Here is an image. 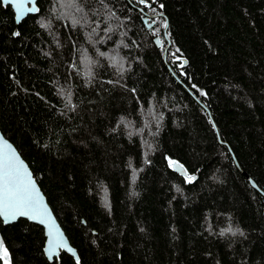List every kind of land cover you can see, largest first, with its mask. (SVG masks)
Returning a JSON list of instances; mask_svg holds the SVG:
<instances>
[{
    "label": "trees",
    "instance_id": "16d2710c",
    "mask_svg": "<svg viewBox=\"0 0 264 264\" xmlns=\"http://www.w3.org/2000/svg\"><path fill=\"white\" fill-rule=\"evenodd\" d=\"M139 1L37 0L15 24L0 0V130L79 257L0 219L9 264H264V195L208 114L264 192V0ZM137 7L168 18L166 63L165 18Z\"/></svg>",
    "mask_w": 264,
    "mask_h": 264
},
{
    "label": "snow or ice",
    "instance_id": "6c2138e0",
    "mask_svg": "<svg viewBox=\"0 0 264 264\" xmlns=\"http://www.w3.org/2000/svg\"><path fill=\"white\" fill-rule=\"evenodd\" d=\"M9 2H13V6L17 9L18 14L16 19L19 22L24 15V5L20 0H9ZM141 2H143V0H141ZM71 3L75 4L76 0H71ZM80 10V8H77V11ZM27 11L38 12L39 9L31 7L27 9ZM16 35H19V33H16ZM82 63L88 68L85 75L91 77L93 73L90 69V64L93 62L85 58ZM73 67H75V65H73ZM193 87H195V85H193ZM204 94L205 93H201V95ZM70 102L69 98V103ZM174 165H176V162L170 160L169 166L171 167ZM180 167L183 168L182 165H180ZM135 175L134 170L133 181H135ZM184 175L189 183L195 179L194 176L188 175L187 172H185ZM105 206H108L107 201H105ZM19 216L39 219L41 223H44L45 220L49 222L51 220L48 209L44 205L43 199L36 189L27 167L11 146L8 145L7 141H4L3 146L0 147V217H3L4 222L8 223L16 220ZM228 231H231V229H228ZM49 236L52 237L51 228L49 230ZM64 248H67L69 252L73 251L67 246L66 241L57 231L56 237L49 240V246L46 249L49 259H52L57 249ZM0 260H3L4 264H9L8 249L4 246L2 240H0Z\"/></svg>",
    "mask_w": 264,
    "mask_h": 264
},
{
    "label": "water",
    "instance_id": "95a60500",
    "mask_svg": "<svg viewBox=\"0 0 264 264\" xmlns=\"http://www.w3.org/2000/svg\"><path fill=\"white\" fill-rule=\"evenodd\" d=\"M1 2H2V4H3L4 6L7 5V4L11 6V8H12V10H13V13H14V22H15V24H18L19 22H21L24 18H26L27 15H30V14H34V13H36V12H29V11H27V9H29V8H31V7L38 8V6H37V0H20V2L23 3V5H24V15L22 16V18H21L20 21L18 22L17 19H16L18 13H17V9L13 6V2H9V0H1ZM139 2H140V3H144V1L141 2V0H140ZM137 9L143 14V22H144V24H145V26H146L147 28H151V27L154 25V21L148 22L149 19L154 18V17H159V16L165 18V25H164V27H163V39L165 40V44H164L163 49H162V59H163V61L166 63V55H167V51H168V49H169V47H170V45H171L170 39H169V37H168V35H167V28H168V24H169V22H168V18H167L166 15L163 14V13L150 14V13H148V12L143 11V9H142L141 7H137ZM14 33L16 34L17 32L14 31ZM163 39L161 40L158 36L154 37V38H153L154 44H155L156 46H161V44H162V42H163ZM179 60L181 61V63H182L181 65H182V66H184V65L187 64V59H186V58H184V57H179ZM168 68H169V67H168ZM196 100H197V99H196ZM197 101H198V100H197ZM207 112H208V110H207ZM208 114H209V116H210L211 122H212L213 125H214L215 131H216V135H217V138H218L219 142L222 143V144H224V145L228 148V150L230 151V153H231V155H232V157H233L234 163H235L236 166L240 169V171H242V172L245 174L246 179L249 181L250 185H251L253 188H255L256 190H258L260 193H262V194L264 195V192L258 187V185L256 184V182H255V181H254L249 175H247V174H246V173L240 168V166L238 165L237 160H236V158L234 157V155H233V153H232V151H231L229 145H228L226 142H222V141L220 140V136H219V133H218V129H217L215 123H214L213 120H212V117H211V115H210V112H208ZM4 141H7L8 145L11 146V148H12V149L16 152V154L19 156L20 160L23 161L24 165L27 167L29 173H30L31 176H32V180H33V182H34V184H35V186H36V189L38 190L40 196L42 197L44 205H45V206L47 207V209H48V212H49V214H50V218H51V220H50V222H49L48 220H45L44 223H41V222L39 221V219H30V218H28V217H26V216H19V217L16 218V220H14V221H10V222H8V223H5L3 217H0L1 221L3 222V224H10V223H13V222L17 221L18 219H25V220H27V221H29V222L36 223V224L40 225V226L43 228V233H44V236H45V242H44V246H43V253H44L45 257H46L49 261H52L54 257H57V256L60 254L61 251H64V252L68 253V254L71 255L75 260H79L77 250H76V249L70 244V242H69V240H68L66 234L64 233V230L62 229V227L60 226V223L58 222L56 216L54 215V213H53V211H52V209H51V207H50V205H49V203H48V201H47V199H46L45 194L43 193V191L41 190V188H40V186L38 185L37 181L35 180V178H34V176H33V173H32V171H31L29 165L27 164V162L25 161V159L21 156V154L18 152V150H17V148L14 146V144H13L11 141H9L6 137H4V135L2 134V132H1V130H0V147L3 146V142H4ZM175 162H176V165L171 166V168L173 169V171H175V172L178 173V174H181V175L185 176V175H184V173L186 172L185 167L182 165L183 168H181V167H180L181 164H180L179 162H177V161H175ZM50 228H51V231H52V237L49 236V230H50ZM57 231L62 235L63 239H64V240L66 241V243H67V246H68L69 248H71L73 251H72V252H69V251L67 250V248H64V249H57L56 252L53 254L52 259H49V256H48V254H47L46 249H47L48 246H49V240H50L51 238H55V237H56V233H57ZM0 240H1V239H0Z\"/></svg>",
    "mask_w": 264,
    "mask_h": 264
},
{
    "label": "rangeland",
    "instance_id": "374dc122",
    "mask_svg": "<svg viewBox=\"0 0 264 264\" xmlns=\"http://www.w3.org/2000/svg\"><path fill=\"white\" fill-rule=\"evenodd\" d=\"M107 58H109V59H110V58H111V56H108ZM110 60H112V59H110ZM1 264H4V262H2Z\"/></svg>",
    "mask_w": 264,
    "mask_h": 264
},
{
    "label": "flooded vegetation",
    "instance_id": "af4514ba",
    "mask_svg": "<svg viewBox=\"0 0 264 264\" xmlns=\"http://www.w3.org/2000/svg\"><path fill=\"white\" fill-rule=\"evenodd\" d=\"M9 260V259H8ZM3 262V260H0V264Z\"/></svg>",
    "mask_w": 264,
    "mask_h": 264
},
{
    "label": "bare ground",
    "instance_id": "6f19581e",
    "mask_svg": "<svg viewBox=\"0 0 264 264\" xmlns=\"http://www.w3.org/2000/svg\"><path fill=\"white\" fill-rule=\"evenodd\" d=\"M37 6H38V4H37ZM39 9V8H38ZM37 13V12H36ZM36 13H34V14H36Z\"/></svg>",
    "mask_w": 264,
    "mask_h": 264
}]
</instances>
